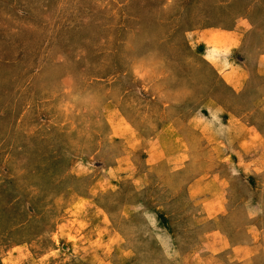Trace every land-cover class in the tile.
Returning a JSON list of instances; mask_svg holds the SVG:
<instances>
[{"label": "rangeland", "instance_id": "1", "mask_svg": "<svg viewBox=\"0 0 264 264\" xmlns=\"http://www.w3.org/2000/svg\"><path fill=\"white\" fill-rule=\"evenodd\" d=\"M0 264H264V0H0Z\"/></svg>", "mask_w": 264, "mask_h": 264}]
</instances>
